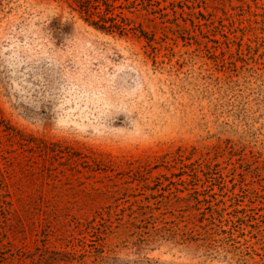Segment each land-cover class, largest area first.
<instances>
[{
	"label": "rangeland",
	"instance_id": "obj_1",
	"mask_svg": "<svg viewBox=\"0 0 264 264\" xmlns=\"http://www.w3.org/2000/svg\"><path fill=\"white\" fill-rule=\"evenodd\" d=\"M99 1L0 0V264H263L264 0Z\"/></svg>",
	"mask_w": 264,
	"mask_h": 264
},
{
	"label": "trees",
	"instance_id": "obj_2",
	"mask_svg": "<svg viewBox=\"0 0 264 264\" xmlns=\"http://www.w3.org/2000/svg\"><path fill=\"white\" fill-rule=\"evenodd\" d=\"M71 2L75 5L76 11L80 14V16L83 18V20L91 27H94L102 32H107L110 34L118 33V34H126L130 32L129 26L122 27L118 23L115 22H110L109 18L105 15H102L101 13H95V8H100L101 2L99 0H69V3ZM107 8V7H106ZM99 10V9H98ZM104 11H107L105 9ZM94 12V13H93ZM189 177V176H188ZM190 177L185 181L189 182ZM192 193H189L185 198H180L179 199H185L188 200L189 202H194V207H196L200 201L198 198H194ZM0 203L7 205L6 199L0 195ZM150 211L151 215L154 214L151 207H147L143 213H141V216L147 217L148 215V210ZM243 218H230L227 222L231 225L230 226V231L235 228V224L238 221L243 222ZM228 231H222V234H227ZM174 236L179 235V231H175L173 233ZM264 264V263H263Z\"/></svg>",
	"mask_w": 264,
	"mask_h": 264
}]
</instances>
